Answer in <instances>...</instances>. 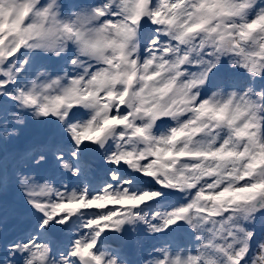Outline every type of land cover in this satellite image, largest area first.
Masks as SVG:
<instances>
[{"label": "snow or ice", "instance_id": "obj_1", "mask_svg": "<svg viewBox=\"0 0 264 264\" xmlns=\"http://www.w3.org/2000/svg\"><path fill=\"white\" fill-rule=\"evenodd\" d=\"M0 264H264V0H0Z\"/></svg>", "mask_w": 264, "mask_h": 264}]
</instances>
